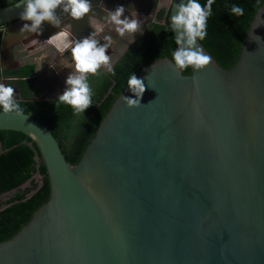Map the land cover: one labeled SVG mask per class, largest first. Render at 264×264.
Returning a JSON list of instances; mask_svg holds the SVG:
<instances>
[{
    "label": "water",
    "instance_id": "obj_1",
    "mask_svg": "<svg viewBox=\"0 0 264 264\" xmlns=\"http://www.w3.org/2000/svg\"><path fill=\"white\" fill-rule=\"evenodd\" d=\"M18 2L0 7V67L30 23ZM180 2L170 0L169 27ZM47 24L45 41L62 42L61 24ZM198 46L211 58L201 71L182 75L167 58L140 68L141 105L122 102L135 98L126 84L74 165L31 114L0 112V131L30 140L48 185L0 242V264H264V3L227 69Z\"/></svg>",
    "mask_w": 264,
    "mask_h": 264
},
{
    "label": "trees",
    "instance_id": "obj_2",
    "mask_svg": "<svg viewBox=\"0 0 264 264\" xmlns=\"http://www.w3.org/2000/svg\"><path fill=\"white\" fill-rule=\"evenodd\" d=\"M16 1L0 0V7ZM199 2L204 5L207 0ZM263 3L264 0H214L212 13L207 20V35L199 42L221 68L227 69L234 64L250 20ZM232 5L243 7L244 14H232ZM167 16L168 11L163 24L148 27L126 49L112 66L114 75L109 72L101 75L99 85L93 89L92 106L80 116L74 115L70 106L60 104L56 99L37 100L30 79L33 64H24L10 71L0 70V75L18 79L14 85L19 89L17 101L23 109L22 114H31L47 128L69 165L78 162L96 126L115 96L127 84L130 74H136L140 68L156 59L172 61V53L177 46ZM181 73L188 75V68ZM24 142L30 140L19 132L0 131V198L8 195L0 202V242L11 237L48 198L44 168L42 165L34 167L33 152Z\"/></svg>",
    "mask_w": 264,
    "mask_h": 264
},
{
    "label": "clouds",
    "instance_id": "obj_3",
    "mask_svg": "<svg viewBox=\"0 0 264 264\" xmlns=\"http://www.w3.org/2000/svg\"><path fill=\"white\" fill-rule=\"evenodd\" d=\"M213 3L214 0H207L204 5L199 0H181L180 3L174 4L175 14L170 17V31L176 33L177 47L172 53L175 71L182 72L189 67L193 71H201L210 63L211 58L205 54L202 47L198 46V41L204 40L207 35V20L212 13ZM16 6H23L19 18L30 22L25 23L20 31L29 34L41 33L43 22L58 27L61 24L60 16L57 15L58 10L74 21L85 18L93 10L90 0H19ZM124 12L125 8L119 5L114 11H107L105 17V21L113 25L115 32L121 37L125 34H135L141 28L140 21L135 18L137 17L135 12L131 14V19L124 16ZM231 13L242 16L244 9L232 5ZM102 31L103 26H97L89 36L79 40L68 39L71 33H60L63 38L60 51L71 49L73 69L65 80L66 87L63 93L56 98V101L70 106L76 116L83 115L84 111L92 106L93 90L89 84V77L98 75L102 68L114 75L111 57L106 54L112 37L105 36L106 43L101 44L96 39V35ZM127 87L135 98L122 96V102L129 108L139 107L145 92L144 80L137 78L135 74H130ZM0 109L4 114L20 115L23 112L15 98V89L4 83H0Z\"/></svg>",
    "mask_w": 264,
    "mask_h": 264
},
{
    "label": "flooded vegetation",
    "instance_id": "obj_4",
    "mask_svg": "<svg viewBox=\"0 0 264 264\" xmlns=\"http://www.w3.org/2000/svg\"><path fill=\"white\" fill-rule=\"evenodd\" d=\"M94 1H97L98 5L103 8L104 12L98 13L92 10V13L83 18L84 24L81 25L80 28H76L75 23L77 21L72 20L70 17H66L65 19L60 18V31L71 33L72 35H70L68 39L79 40L89 36L97 26H103V31L96 35V39L101 44H104L106 43L104 39L105 36L112 37L111 45L106 50V54L110 55L111 58L116 56L114 57V60H111V66H113L121 58L127 48H129L143 35L148 27L154 24H163L164 16L168 11L170 3V0H148L149 5L139 11L136 5L140 2H144L143 0H90L91 3H93ZM151 3H154L153 8H151L150 6ZM119 5H122L125 8L124 16H128L131 19V14L135 12L137 15V17L135 18L140 21V33L132 39L131 37L129 38V36H133L136 33L125 34L123 37H121L115 32L114 26L108 24L105 21L107 11H114L115 8ZM52 33L53 28H51L50 26L49 30H47L46 33H24V36L19 40L18 43L13 44L6 50V61L2 62L4 63L5 67H3L2 65L0 67V70L10 71L15 70L19 66H21L19 65L14 68H10V66L15 64L19 59H14L10 56V50L15 46L30 47L33 44L51 46L54 49V57L50 61H47L46 66L40 71H37L36 67L34 66L33 75L30 77V79H32V87L36 90L35 95L37 100L56 99L60 94H62L66 87L65 80L73 69L71 49L69 48L68 50H65L63 52H58L60 51L61 46V39H59L60 37H56L50 42L45 41V38L50 36ZM119 46H123V49L119 53H117V49H119ZM47 57L48 55H43L39 58V60H41V58L46 59ZM107 72L108 71L106 69L102 68L98 75L89 77V84L92 90L94 89V87L99 85L101 75H105ZM17 80L18 79L14 77H4L0 75V83H4L6 86H11L15 89L16 100L18 99L19 89L14 85V82ZM38 91L43 92L46 97L39 98L37 95ZM31 100H33V98H31ZM1 201H3V199L0 198V202Z\"/></svg>",
    "mask_w": 264,
    "mask_h": 264
},
{
    "label": "rangeland",
    "instance_id": "obj_5",
    "mask_svg": "<svg viewBox=\"0 0 264 264\" xmlns=\"http://www.w3.org/2000/svg\"><path fill=\"white\" fill-rule=\"evenodd\" d=\"M140 33V31H138L135 35H131L129 36V38L131 37L134 38L135 36H137ZM123 49V46H119V49H117V53H119L121 50ZM43 55H48V57L46 59H41L44 61L39 60V58ZM7 56V53H6ZM10 56L12 58H19L18 61L13 64L12 66H10V68H14L16 66L22 65V64H33L36 69L42 70L46 64L47 61H50L53 57H54V49L51 46H45V45H40V44H33L30 47H19V46H15L10 50ZM116 57V56H114ZM114 57L111 58V60H114ZM2 66L5 67L4 63H2ZM9 68V67H8ZM38 97L39 98H43L46 97V95L41 92L38 91ZM8 197V195H3L1 196V199L5 200Z\"/></svg>",
    "mask_w": 264,
    "mask_h": 264
},
{
    "label": "crops",
    "instance_id": "obj_6",
    "mask_svg": "<svg viewBox=\"0 0 264 264\" xmlns=\"http://www.w3.org/2000/svg\"><path fill=\"white\" fill-rule=\"evenodd\" d=\"M42 28H43V30L41 33H46V31L49 30V25L47 24V22H43ZM58 52H60V51H58Z\"/></svg>",
    "mask_w": 264,
    "mask_h": 264
}]
</instances>
